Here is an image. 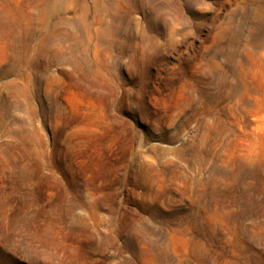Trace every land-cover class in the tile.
Wrapping results in <instances>:
<instances>
[{
	"label": "rangeland",
	"instance_id": "obj_1",
	"mask_svg": "<svg viewBox=\"0 0 264 264\" xmlns=\"http://www.w3.org/2000/svg\"><path fill=\"white\" fill-rule=\"evenodd\" d=\"M0 264H264V0H0Z\"/></svg>",
	"mask_w": 264,
	"mask_h": 264
}]
</instances>
